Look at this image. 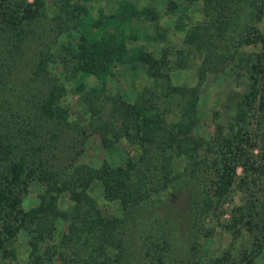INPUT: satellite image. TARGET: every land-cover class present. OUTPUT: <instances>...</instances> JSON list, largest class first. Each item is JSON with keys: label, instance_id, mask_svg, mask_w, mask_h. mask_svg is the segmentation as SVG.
<instances>
[{"label": "trees", "instance_id": "1", "mask_svg": "<svg viewBox=\"0 0 264 264\" xmlns=\"http://www.w3.org/2000/svg\"><path fill=\"white\" fill-rule=\"evenodd\" d=\"M119 2L113 30L92 14L105 17L97 0H0V264L252 262L264 240V0ZM120 65L144 66L131 95L111 89ZM188 67L192 83L174 80ZM228 70L244 89L228 119L199 133L203 84ZM94 134L135 153L83 160ZM238 166L246 196L229 229L251 241L208 254ZM95 182L120 212L101 208Z\"/></svg>", "mask_w": 264, "mask_h": 264}, {"label": "rangeland", "instance_id": "2", "mask_svg": "<svg viewBox=\"0 0 264 264\" xmlns=\"http://www.w3.org/2000/svg\"><path fill=\"white\" fill-rule=\"evenodd\" d=\"M120 4L121 3L119 2V0H97V5L102 7V10L105 13V17L100 16L99 11L96 7L92 9V14L95 17L97 16L98 19H101V21H110L111 24L109 25V28L114 30L115 25H120V21L122 19L116 16L109 15L110 13H113L114 15H116L117 13L119 14L121 10L119 8ZM159 7L162 9V5H159ZM127 10L128 9H126V11ZM122 12L123 10L120 13ZM189 13H192L193 16V14H195V11L192 10ZM173 17L175 18L170 19V22H172V24H175L177 18L175 15ZM179 34L181 33L179 32ZM176 39L180 44V38L176 37ZM132 41L133 40H130L129 44H132ZM137 41L139 40H135L133 42ZM143 67L144 66L139 65L138 69H134L132 67L124 68L120 65L118 69H115L116 76L112 80V91H119L120 93L131 95L138 80L137 75L135 74L136 70H143ZM194 71L195 70L192 67L179 68L173 72V78L174 80L180 82L192 83L195 79ZM117 76H119V79L117 78ZM242 78V76H238L234 73V71L231 72L230 70L223 73L219 72L208 75L207 80L203 84L201 90V100L198 105L200 120L196 128L197 132H210L214 126V118L216 117L221 122H224L229 118L231 106L235 98V93L244 89ZM88 81L93 83L95 82V79L93 77H89ZM73 85L74 84L71 83V87ZM66 100L70 105L72 115H83L76 101L77 95L75 93H72V90H69ZM214 112H217V115H215ZM120 143L121 144H119L116 148H110L109 150L105 149L102 146L99 137L94 134L87 141L86 150L82 154V159L98 164L102 158L106 157L113 163H123L128 155L135 153V151L133 147L129 146L127 141L122 140ZM237 173L238 176L236 178V183L231 188L232 190L230 191V193L225 197L221 212L218 213L219 216L214 217L210 221L212 234L204 238V244L208 254L209 250L219 254L225 252L232 244L236 245L237 248H241L244 244H247L248 241H251V238L249 239V233L245 229L240 231V235L234 241V233H232V230L229 229L228 219L231 218L232 207L236 204H239L241 198H243V196H246L245 188L239 181L240 177L244 176V171L240 166L237 167ZM39 191H41V185L33 183L30 187L29 192L27 193V196L25 197V204H33L36 201V194ZM90 191L105 212H120V205L118 201H107L103 198L99 182H95ZM21 241H25L24 235H21ZM24 258L25 257L21 256L19 264H22L23 261H25ZM251 261L252 262L243 263L264 264V240L261 246L257 248V254ZM205 264H211L209 259H207Z\"/></svg>", "mask_w": 264, "mask_h": 264}]
</instances>
